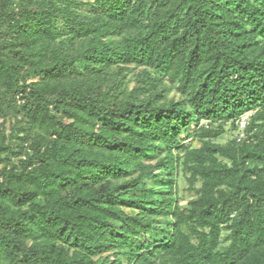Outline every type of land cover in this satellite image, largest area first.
I'll return each instance as SVG.
<instances>
[{
  "label": "trees",
  "instance_id": "16d2710c",
  "mask_svg": "<svg viewBox=\"0 0 264 264\" xmlns=\"http://www.w3.org/2000/svg\"><path fill=\"white\" fill-rule=\"evenodd\" d=\"M0 264H264V0H0Z\"/></svg>",
  "mask_w": 264,
  "mask_h": 264
},
{
  "label": "rangeland",
  "instance_id": "374dc122",
  "mask_svg": "<svg viewBox=\"0 0 264 264\" xmlns=\"http://www.w3.org/2000/svg\"><path fill=\"white\" fill-rule=\"evenodd\" d=\"M137 71H139V70H137ZM134 87H135V82L130 83L129 88L133 89ZM179 97H180V95L175 93V92H173V93L168 95V99L178 100ZM19 119L20 118H16L15 116H11V117L7 118V120H6V135L7 136H11V134L14 135V137L15 136L17 137V135H22V132H20L19 130H17V132L13 130V126L15 125V123ZM230 128L231 127L228 125L227 126L228 134L224 135L223 137H221V139L217 140L218 142L226 143V142L230 141L232 138L235 137V135H236L235 132H232L230 130ZM192 144L194 146H199L200 145L199 142L196 141V140H193ZM186 188H187V185H186V182L184 181V179H182V178L179 179V195L181 197H183V199H184L182 201V204H186L187 201H189V200L194 198V197L192 198V195L186 191Z\"/></svg>",
  "mask_w": 264,
  "mask_h": 264
},
{
  "label": "built area",
  "instance_id": "2783aa9c",
  "mask_svg": "<svg viewBox=\"0 0 264 264\" xmlns=\"http://www.w3.org/2000/svg\"><path fill=\"white\" fill-rule=\"evenodd\" d=\"M247 120H248V117H247V116H243V117L241 118L240 122H239V126H240V129H241L242 131H244V129L246 128V126H247V124H248ZM243 136H244V134H243V132H242V133L240 134V136H239V140H241V139L243 138Z\"/></svg>",
  "mask_w": 264,
  "mask_h": 264
}]
</instances>
